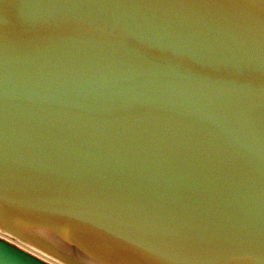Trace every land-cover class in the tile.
Masks as SVG:
<instances>
[{
	"label": "water",
	"instance_id": "water-1",
	"mask_svg": "<svg viewBox=\"0 0 264 264\" xmlns=\"http://www.w3.org/2000/svg\"><path fill=\"white\" fill-rule=\"evenodd\" d=\"M54 263L264 264V0H0V264Z\"/></svg>",
	"mask_w": 264,
	"mask_h": 264
},
{
	"label": "built area",
	"instance_id": "built-area-1",
	"mask_svg": "<svg viewBox=\"0 0 264 264\" xmlns=\"http://www.w3.org/2000/svg\"><path fill=\"white\" fill-rule=\"evenodd\" d=\"M2 238V237H1ZM3 240H5V241H7V242H9L10 244H13V245H16V244H14L11 240H9V239H7V238H2ZM21 248V247H20ZM23 249V248H22Z\"/></svg>",
	"mask_w": 264,
	"mask_h": 264
},
{
	"label": "rangeland",
	"instance_id": "rangeland-1",
	"mask_svg": "<svg viewBox=\"0 0 264 264\" xmlns=\"http://www.w3.org/2000/svg\"><path fill=\"white\" fill-rule=\"evenodd\" d=\"M48 260V259H47ZM48 261H50V260H48ZM55 264V263H54Z\"/></svg>",
	"mask_w": 264,
	"mask_h": 264
}]
</instances>
